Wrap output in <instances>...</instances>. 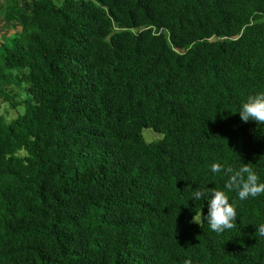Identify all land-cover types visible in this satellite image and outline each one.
I'll list each match as a JSON object with an SVG mask.
<instances>
[{"label":"trees","instance_id":"16d2710c","mask_svg":"<svg viewBox=\"0 0 264 264\" xmlns=\"http://www.w3.org/2000/svg\"><path fill=\"white\" fill-rule=\"evenodd\" d=\"M1 7L21 73L0 84L29 98L0 114V264H264V194L211 171L248 163L264 183V124L238 112L264 92V0ZM200 187L226 192L235 228L210 229Z\"/></svg>","mask_w":264,"mask_h":264},{"label":"clouds","instance_id":"9594fccd","mask_svg":"<svg viewBox=\"0 0 264 264\" xmlns=\"http://www.w3.org/2000/svg\"><path fill=\"white\" fill-rule=\"evenodd\" d=\"M238 112L243 122L254 120L258 124H264V92L249 95ZM211 171L225 173L228 177L225 188L229 191L235 190L241 201L264 194V183L259 182V176L248 163H244L236 170L231 166L224 167L220 163H213ZM206 197L208 202L206 218L210 229L220 234L235 228L238 217L236 206L229 202L226 192L216 188L200 187L194 192L192 200L198 201ZM194 221L199 223L195 219ZM256 232L264 237V223L256 228ZM185 264L190 262L186 261Z\"/></svg>","mask_w":264,"mask_h":264},{"label":"rangeland","instance_id":"374dc122","mask_svg":"<svg viewBox=\"0 0 264 264\" xmlns=\"http://www.w3.org/2000/svg\"><path fill=\"white\" fill-rule=\"evenodd\" d=\"M56 4H59L61 0H54ZM4 5V0H0V7ZM2 7L0 8V43L3 42L4 45L7 44V40L10 36L17 33L18 27L14 26L8 22H4L2 15ZM0 47V74L8 75H19L21 71L8 70L3 67L2 55ZM29 97L25 91L24 83H14L13 81H8V83L0 84V114L3 115L6 121L14 118L16 115L21 114L23 111V101L27 100ZM141 135L145 142L155 141L162 137L161 133L154 132L150 128H142ZM23 154V151H20ZM199 213L196 214L195 218L198 219Z\"/></svg>","mask_w":264,"mask_h":264}]
</instances>
